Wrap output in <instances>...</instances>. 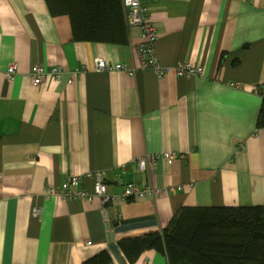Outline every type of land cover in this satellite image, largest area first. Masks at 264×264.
<instances>
[{
	"label": "crops",
	"instance_id": "obj_1",
	"mask_svg": "<svg viewBox=\"0 0 264 264\" xmlns=\"http://www.w3.org/2000/svg\"><path fill=\"white\" fill-rule=\"evenodd\" d=\"M142 2L159 63L188 61L202 75L143 69L137 26L124 45L78 41L47 0H0V264H84L102 253L107 264H169L154 248L131 263L120 241L166 229L185 207L264 205V0ZM98 57L135 72L98 71ZM36 64L66 71L37 85ZM150 154L160 158L140 170ZM89 172H103L112 194L129 182L159 192L106 211L98 196L48 194L71 175L81 177L73 192H93Z\"/></svg>",
	"mask_w": 264,
	"mask_h": 264
},
{
	"label": "trees",
	"instance_id": "obj_2",
	"mask_svg": "<svg viewBox=\"0 0 264 264\" xmlns=\"http://www.w3.org/2000/svg\"><path fill=\"white\" fill-rule=\"evenodd\" d=\"M54 15H69L75 40L127 44L129 26L123 0H47ZM259 127H264V116ZM134 263L147 249L169 264H264V205L245 208L185 207L159 232L122 239ZM106 253L84 264H107Z\"/></svg>",
	"mask_w": 264,
	"mask_h": 264
},
{
	"label": "built area",
	"instance_id": "obj_3",
	"mask_svg": "<svg viewBox=\"0 0 264 264\" xmlns=\"http://www.w3.org/2000/svg\"><path fill=\"white\" fill-rule=\"evenodd\" d=\"M123 6L125 9L126 22L129 28L137 26L141 29L143 42L138 46V56L140 62L139 65L143 69L154 71V73H156L160 78L172 70L179 76H199L203 74V67L191 65L188 61L180 62L174 67L161 65L155 49V42L158 39V29L149 20V8L143 4L142 0H123ZM95 62L96 69L98 71L119 70L126 71L131 74H134L135 72L134 68L125 63H117L109 67L107 61L101 57L96 58ZM65 71V67L61 65L46 67L43 64H36L32 67L31 75L35 84L43 85L50 78L55 80L59 79ZM16 72V64H10L7 70V75L11 78ZM73 81V78H71L70 82L73 83ZM160 155L164 160L178 158V154L171 151L162 152ZM158 156V154H150L149 157L147 155L140 157L137 160L140 170H145L148 163L156 164L160 158ZM86 176L94 180L93 192H89L84 188H80L78 191L73 192L70 189V186L72 184L79 185L81 177L78 175H71L61 185L60 189L51 187L48 194L53 195L58 193L66 198L80 197L82 199L98 196L102 201L104 211H106L108 205L114 201L127 200L130 198H145L159 192L151 184L139 186L135 182H129L124 186L121 195L112 194L109 192L108 184L105 181V175L103 172H89ZM89 244L91 243L89 242Z\"/></svg>",
	"mask_w": 264,
	"mask_h": 264
}]
</instances>
